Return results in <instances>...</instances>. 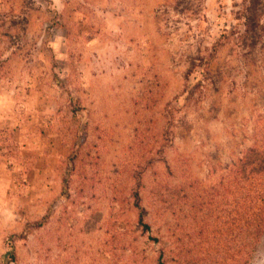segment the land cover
Listing matches in <instances>:
<instances>
[{"label":"rangeland","instance_id":"374dc122","mask_svg":"<svg viewBox=\"0 0 264 264\" xmlns=\"http://www.w3.org/2000/svg\"><path fill=\"white\" fill-rule=\"evenodd\" d=\"M245 11L0 0V264H264L235 221L264 114Z\"/></svg>","mask_w":264,"mask_h":264},{"label":"trees","instance_id":"16d2710c","mask_svg":"<svg viewBox=\"0 0 264 264\" xmlns=\"http://www.w3.org/2000/svg\"><path fill=\"white\" fill-rule=\"evenodd\" d=\"M258 3L260 5V0H244L245 26L246 29L253 28V31L259 28L264 34V22L257 27L260 24V17L257 16V11L260 10ZM259 126L256 129V140L248 154L238 160L235 179V221L238 236L242 241V235H248L253 250L264 237V114Z\"/></svg>","mask_w":264,"mask_h":264}]
</instances>
